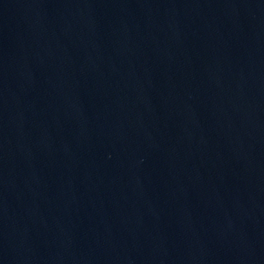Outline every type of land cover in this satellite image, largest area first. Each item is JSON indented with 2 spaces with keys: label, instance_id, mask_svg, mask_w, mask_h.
Instances as JSON below:
<instances>
[{
  "label": "water",
  "instance_id": "obj_1",
  "mask_svg": "<svg viewBox=\"0 0 264 264\" xmlns=\"http://www.w3.org/2000/svg\"><path fill=\"white\" fill-rule=\"evenodd\" d=\"M0 264H264V0H0Z\"/></svg>",
  "mask_w": 264,
  "mask_h": 264
}]
</instances>
